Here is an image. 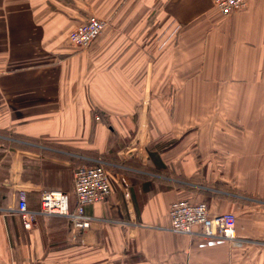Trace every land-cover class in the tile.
<instances>
[{"label":"crops","instance_id":"0c3cea01","mask_svg":"<svg viewBox=\"0 0 264 264\" xmlns=\"http://www.w3.org/2000/svg\"><path fill=\"white\" fill-rule=\"evenodd\" d=\"M108 27L90 48L73 30ZM112 171L95 219L38 217L84 159ZM201 185V188L195 186ZM194 187V188H193ZM233 212L240 244L169 231L178 200ZM0 264H264V0H0Z\"/></svg>","mask_w":264,"mask_h":264},{"label":"built area","instance_id":"2783aa9c","mask_svg":"<svg viewBox=\"0 0 264 264\" xmlns=\"http://www.w3.org/2000/svg\"><path fill=\"white\" fill-rule=\"evenodd\" d=\"M216 9L224 16L247 8L248 0H213ZM106 21L96 17L73 30L69 37L70 44L79 50H86L107 30ZM74 172V191L77 206L70 208V196L62 191H44L41 208L38 212L28 207L27 201L20 197L16 213L20 216L26 230H32L38 217H63L69 219L76 228L87 229L95 222L87 217L85 208L106 202L113 194L112 171L118 166L104 160L84 159ZM171 233L191 238L200 248H214L228 244L236 247L240 244L237 238V217L234 213L213 215L205 202L178 200L169 212Z\"/></svg>","mask_w":264,"mask_h":264},{"label":"rangeland","instance_id":"374dc122","mask_svg":"<svg viewBox=\"0 0 264 264\" xmlns=\"http://www.w3.org/2000/svg\"><path fill=\"white\" fill-rule=\"evenodd\" d=\"M196 188H201V185H199V186H195ZM194 188V187H193ZM229 213H233V212H229Z\"/></svg>","mask_w":264,"mask_h":264}]
</instances>
